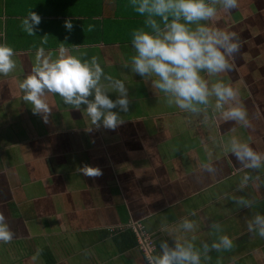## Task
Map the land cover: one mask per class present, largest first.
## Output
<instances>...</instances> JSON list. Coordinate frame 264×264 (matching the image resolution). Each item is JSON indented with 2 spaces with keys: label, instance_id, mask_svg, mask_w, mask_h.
<instances>
[{
  "label": "crops",
  "instance_id": "obj_1",
  "mask_svg": "<svg viewBox=\"0 0 264 264\" xmlns=\"http://www.w3.org/2000/svg\"><path fill=\"white\" fill-rule=\"evenodd\" d=\"M29 10L41 18L31 36L20 28ZM141 23L127 0H0V42L13 47L16 61L0 75V214L12 233L0 242V264H146L125 227L132 221L152 234L156 255L161 242L189 241L200 264H264V238L248 230L255 215H264V163L247 168L229 150L236 138L264 156V66L257 65L264 60V0H237L212 21L236 33L240 49L231 71L206 78L239 90L246 126L224 120L215 97L197 112L169 105L150 78L122 67L132 54L130 31ZM42 38L53 55L65 43L124 80L130 102L119 113L122 124L85 131L83 109L48 92L47 122L31 112L18 84L31 72ZM84 165L101 174L83 175ZM185 219L189 231L181 227ZM116 226L122 229L111 231ZM225 234L233 246L211 248Z\"/></svg>",
  "mask_w": 264,
  "mask_h": 264
},
{
  "label": "clouds",
  "instance_id": "obj_2",
  "mask_svg": "<svg viewBox=\"0 0 264 264\" xmlns=\"http://www.w3.org/2000/svg\"><path fill=\"white\" fill-rule=\"evenodd\" d=\"M127 5L142 17V23L130 31L132 54L122 67L141 78H150L151 86L163 94L169 105L197 112L199 105H207L209 97H215V108L220 110L224 120L246 126L247 110L239 99V90L223 79L210 82L206 78L232 70L230 61L240 49L236 33L219 28L212 21L219 9L234 10L237 0H127ZM40 19L38 13L29 10L20 20L21 30L33 35ZM63 27L71 32L72 21L66 18ZM92 27L88 25L89 30ZM64 39L67 40V36ZM46 43L42 38L35 47L31 72L18 84L22 93L20 99L30 105L31 112L40 114L42 121L47 122L51 111L45 99L48 92L58 95L63 104L72 109H83L89 121L85 131L101 127L114 130L122 124L119 113L127 112L130 102L124 80L105 73L95 56L87 57L83 52L72 54L65 43H59L53 55L52 50H45ZM14 56L13 47L0 42V75H7L16 68ZM109 92L116 93L114 99L109 97ZM229 150L237 160L245 162L247 168H259L264 163V156L236 138L230 140ZM80 171L85 176L101 174L98 167L89 165H84ZM181 227L189 231L192 222L185 219ZM248 230H255L264 238V215H255L248 223ZM11 239L5 217L0 214V242ZM232 246V239L226 234L211 244V248L217 250ZM208 247V244L203 245L205 251ZM149 264H200V253L189 241L176 242L174 247L161 242L160 254L150 257Z\"/></svg>",
  "mask_w": 264,
  "mask_h": 264
},
{
  "label": "built area",
  "instance_id": "obj_3",
  "mask_svg": "<svg viewBox=\"0 0 264 264\" xmlns=\"http://www.w3.org/2000/svg\"><path fill=\"white\" fill-rule=\"evenodd\" d=\"M125 227L134 233L136 248L144 257L146 264H149V258L156 256L155 242L152 234L146 230L144 224L140 221L129 222L125 224ZM120 229H122L121 226H116V228H112L111 231Z\"/></svg>",
  "mask_w": 264,
  "mask_h": 264
},
{
  "label": "rangeland",
  "instance_id": "obj_4",
  "mask_svg": "<svg viewBox=\"0 0 264 264\" xmlns=\"http://www.w3.org/2000/svg\"><path fill=\"white\" fill-rule=\"evenodd\" d=\"M257 65H259V67H258V68H260V67L264 66V60H261V61H259V62L257 63Z\"/></svg>",
  "mask_w": 264,
  "mask_h": 264
}]
</instances>
